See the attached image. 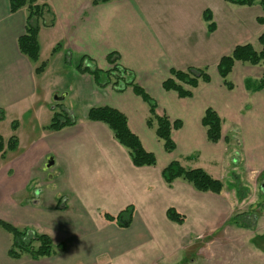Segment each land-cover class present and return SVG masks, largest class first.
I'll return each mask as SVG.
<instances>
[{"label":"crops","instance_id":"obj_1","mask_svg":"<svg viewBox=\"0 0 264 264\" xmlns=\"http://www.w3.org/2000/svg\"><path fill=\"white\" fill-rule=\"evenodd\" d=\"M37 3L49 7L53 22L38 30L34 62L17 46L25 33L26 9L10 13L8 0H0V125L11 117L8 133L0 136L5 146L11 137L17 141L14 151L5 149L0 155V221L47 236L52 254L37 260L27 254L11 258L12 237L6 232L0 235V264H171L172 257L183 256L187 224L194 227L191 237L217 219L218 198L225 188L216 195L200 193L181 179L167 185L162 170L178 161L221 182L222 173L236 170L237 164L246 171H264V89L257 88L263 68L235 62L228 75L231 90L217 73L219 60L236 46L260 49V6L224 0ZM206 12L211 32L203 19ZM110 54H117L116 64L133 73L158 115L180 121L171 132L173 152L166 153L146 126L148 106L132 87L123 92L100 87L94 75L78 69L107 71ZM172 69L206 71L209 82H199L190 98H179L161 87ZM98 107L126 117L129 130L156 157L154 166H133L108 127L86 119ZM208 108L221 120L217 143L207 140L201 125ZM74 111L78 116H69ZM25 116L33 132L28 141L20 134ZM48 159L53 164L46 169ZM128 207L133 212L126 228L104 218ZM169 208L185 221L170 222L165 214Z\"/></svg>","mask_w":264,"mask_h":264},{"label":"trees","instance_id":"obj_2","mask_svg":"<svg viewBox=\"0 0 264 264\" xmlns=\"http://www.w3.org/2000/svg\"><path fill=\"white\" fill-rule=\"evenodd\" d=\"M118 0H92L93 4L105 3ZM226 3L251 7L258 4L264 11V0H224ZM25 8L27 11L25 19V33L17 40L18 50L31 61H36L38 58V43L37 33L40 26L48 27L52 25L53 15L46 4L39 5L37 0H8V10L10 13H15L18 10ZM204 21L208 22V30L213 31V23L209 12L204 13ZM262 22L261 20H259ZM257 42L260 46L259 50H255L252 45L236 46L232 53L222 57L217 64V73L221 79L222 85L227 89L233 88L232 83L228 80V75L231 73L235 62L246 63L250 66H262L263 73L257 83L258 89H264V33L261 34ZM109 59L112 62V67L107 71L90 70L86 67L78 69L81 72H88L94 75L96 84L100 87L111 86L116 92H123L127 87H132L134 92L148 106V117L146 126L154 130V134L163 144V149L166 153H171L175 150V144L171 139V132L180 127V121H171L166 115L157 114V106L152 98L135 83L134 75L131 71L116 64L118 60L117 54H110ZM43 65H40L36 72H40ZM102 77L104 80H102ZM199 82L208 83L209 76L204 72L189 69L187 71L170 70L169 76L161 84L164 91H172L179 98H190L192 90L196 88ZM4 114L0 110V122L3 120ZM86 119L91 122H100L105 124L112 132L114 139L123 146L129 155V158L135 167L154 166L156 157L154 154L147 152L139 138L134 135L128 128L126 117L119 111L108 108L98 107L91 108ZM201 125L205 129L206 138L210 143H217L221 138V120L216 112L210 108L206 109L201 119ZM14 128V127H13ZM17 147L15 137L8 139L6 146L0 136V155L7 151H14ZM161 178L167 185H170L174 180L181 179L189 183L196 191L200 193L220 194L223 190L221 181L214 179L204 170L200 168L185 169L178 161L170 162L161 172ZM133 208L128 207L121 211L117 216L113 217L108 214L104 218L108 222L115 223L120 228L128 227ZM166 218L173 223L182 224L185 217L178 213L173 208L166 210ZM237 224L240 223L235 220ZM245 226V225H244ZM0 227L12 237V243L8 250V255L11 258L17 259L21 254H27L31 259L37 260L42 257H48L52 254L51 240L45 235H38L29 231H19L12 225L0 221ZM34 243L38 246L34 247ZM59 245L58 248H62Z\"/></svg>","mask_w":264,"mask_h":264},{"label":"rangeland","instance_id":"obj_3","mask_svg":"<svg viewBox=\"0 0 264 264\" xmlns=\"http://www.w3.org/2000/svg\"><path fill=\"white\" fill-rule=\"evenodd\" d=\"M260 11L264 18V11ZM65 80L59 85H64ZM74 112L69 116H78ZM27 117L20 121L22 141H28L33 133ZM10 124L8 117L0 125L2 135L8 133ZM237 165L236 170L222 173L225 192L218 198L217 219L201 226L191 237L194 227L187 224L183 256L172 257L171 264H264V171H246L243 164ZM0 235L8 234L0 227Z\"/></svg>","mask_w":264,"mask_h":264},{"label":"water","instance_id":"obj_4","mask_svg":"<svg viewBox=\"0 0 264 264\" xmlns=\"http://www.w3.org/2000/svg\"><path fill=\"white\" fill-rule=\"evenodd\" d=\"M52 164H53V161H52V159H48V161H47V163H46V169H49L51 166H52Z\"/></svg>","mask_w":264,"mask_h":264}]
</instances>
